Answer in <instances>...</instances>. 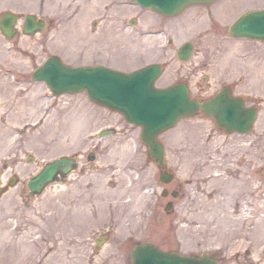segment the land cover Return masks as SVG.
<instances>
[{"label":"rangeland","instance_id":"374dc122","mask_svg":"<svg viewBox=\"0 0 264 264\" xmlns=\"http://www.w3.org/2000/svg\"><path fill=\"white\" fill-rule=\"evenodd\" d=\"M246 1L255 6H264V0ZM220 2L233 3L232 0ZM214 6L215 4L211 5ZM206 10L207 5H192L180 17L168 21L174 35V47H165L163 35L156 39L148 35L154 41L149 43L158 48L151 52L152 58L150 55L149 58L165 64L159 85L188 78L187 72L195 65V61H200L205 29L199 18L207 14ZM239 13L238 8H232L230 17L236 18ZM156 17L154 20L161 24L163 18L158 15ZM71 19L74 17H67L65 20L72 22ZM51 26L54 29L48 35L44 31L35 37L20 33L11 41L2 34L0 36L2 180L7 182L15 173L18 174L15 187L0 200V239L2 243H7L8 249L11 248L12 241L23 233L31 234L30 239L37 241L31 249L34 257L19 261L18 257H7V254L12 255L8 253L11 250L7 254L2 251L6 258L0 264H130L133 247L143 241H152L162 247L176 246L198 252H218L225 264H236L233 254L237 245L234 242L240 236H245L246 240H252L255 244L252 245L255 248H251L253 257L258 260L261 255L264 259V202L259 198L256 205L242 202L237 205L235 196L231 207L227 195L225 201L218 202L220 194L232 192V186L220 184L219 187H214L211 197L205 178L200 179L201 173L196 168L203 163L204 155L216 154L217 145H222L220 151L226 155L235 147L236 144L232 145L233 143H239L238 140L245 137L212 132L213 137L207 143V129L210 127L207 121L204 122V128L198 127L196 121L199 118H185L160 136L167 148L168 168H175L183 181L190 180L182 191L187 195L181 204L182 208L179 207L175 224L174 215L170 216L164 209L169 198L161 194L162 189L168 188L172 183L167 185L160 180V170L140 140V127L125 122L118 113L93 103L86 92L53 97L44 83L31 79L32 71L45 57L62 52L61 48H53L51 44L55 45L69 29L63 26V20L61 24H56L54 20ZM72 26L82 33L81 36L88 33L87 18L74 19ZM186 30L190 31L187 36ZM187 40L197 44V51L190 61L184 62L179 60L176 52ZM209 43H213V40ZM142 57L146 59L148 55L146 57L143 54ZM86 58H94L90 46L87 48ZM67 59L77 61L72 51ZM148 59L146 60L149 61ZM119 65L130 66L125 62H120ZM197 75L200 76L201 73ZM111 126L116 127V132L100 137V132ZM253 134L257 137L255 185L257 194L260 192L262 196L264 132L257 130ZM91 153L95 156L93 160L89 159ZM63 154H77L79 167L66 182H55L43 194L30 197L25 191L28 178L38 172L47 161ZM29 155H32L33 162H28ZM191 156L196 158L193 163ZM206 172L205 170V174ZM120 182L126 190L122 199H118L117 193ZM235 184L242 187L241 182ZM101 190L110 195L99 202L96 198L87 196L90 192L96 194ZM204 198L212 200V203L205 202ZM84 199L88 202H84ZM235 207L244 209V216L249 212L246 209H251L254 213L256 208L255 214L248 213L255 217L251 220H246L244 216L229 219L228 211ZM204 208L218 211L214 220L210 217L209 220L200 219L199 209ZM225 210L226 216L223 214ZM23 211L26 215L21 219L19 214ZM180 212L182 214L179 218ZM183 216H188L185 226L180 225ZM207 221V232L191 230L195 225ZM214 227H221L223 233L217 232L212 236ZM237 227L240 229L238 235L235 234ZM102 235H106V240L99 247L95 240Z\"/></svg>","mask_w":264,"mask_h":264},{"label":"water","instance_id":"95a60500","mask_svg":"<svg viewBox=\"0 0 264 264\" xmlns=\"http://www.w3.org/2000/svg\"><path fill=\"white\" fill-rule=\"evenodd\" d=\"M142 5L158 10L166 15H174L185 6L195 2L212 0H135ZM3 30L8 37L14 36L12 23L6 21ZM231 31L237 35L264 38V11L249 12L241 17ZM192 45L187 44L180 50V56L187 59ZM159 69L156 66L144 70L122 74L102 67H76L63 65L57 57L50 58L40 67L34 76L44 79L55 93L66 91L77 92L86 89L89 96L96 102L113 109L121 110L127 118L143 125L142 137L149 145L151 155L156 157L160 165L164 164V150L156 140V135L173 125L178 118L190 115L199 107H209L190 100L188 94L181 89L171 88L156 90L153 86ZM221 99L211 103V109L219 110ZM235 104L225 106L222 114L228 123L243 127L244 120L236 114ZM74 168V160L61 157L50 163L29 181L34 193H40L43 187L54 180L55 174L61 170L63 174ZM131 264H219L208 254L202 257L182 256L177 253L165 252L152 244L138 245L132 255Z\"/></svg>","mask_w":264,"mask_h":264},{"label":"flooded vegetation","instance_id":"af4514ba","mask_svg":"<svg viewBox=\"0 0 264 264\" xmlns=\"http://www.w3.org/2000/svg\"><path fill=\"white\" fill-rule=\"evenodd\" d=\"M44 1V0H43ZM129 4L124 0H110V2L105 5L104 14L99 17V21L94 24V31H98L107 37V34L111 33L108 30L110 26L114 32V35L123 37L128 31L129 24L131 23H142L146 21L145 16L140 12L131 16L130 20L125 14L128 11ZM112 10L114 13H112ZM41 18H47L48 16L39 13ZM51 19V18H50ZM98 23H101L100 26ZM152 29L147 26L146 29L140 28L139 35H143L151 31ZM218 32V38H220L221 43L227 41L228 44L225 49V53H228L232 48L233 43L224 33L225 29L216 30ZM216 35V34H215ZM227 37V39L225 38ZM226 39V40H224ZM209 43L203 45L200 54L201 60L193 65L187 72L188 78L181 82L186 83L188 86L190 96L197 100H209L212 99L219 92L227 93L230 97L239 99L243 103V107L246 110L257 111L256 119L250 125V133L244 135L239 143L232 148L226 155H220L217 160L214 153H211L207 157L206 163L209 169L214 171L216 176H220L222 179L243 180V187L248 185V190L250 191L251 184H254V180L257 174V163H256V152H257V137L253 134L255 131L260 130L264 132V76L259 81H254V76L256 73L255 66L246 68L245 72L240 74L239 67L233 60H227L226 62H220V60H213L214 54L209 53L208 47ZM218 52L221 49L218 47ZM227 63L226 65H224ZM217 64L216 66H213ZM106 65L111 66V64L106 63ZM224 65V66H223ZM264 69V67L262 68ZM263 71V70H261ZM201 73L198 76V73ZM197 116L200 117L199 125L201 127L206 126L203 122L207 121L210 129L212 131L227 132L230 127L220 126L213 117H211L205 111H199ZM246 116V115H245ZM219 153V152H217ZM219 159V160H218ZM163 172H169V174L174 175L172 183L168 187V200L166 203L171 202L169 215H174V223L178 220V211L184 198L186 197L184 190L185 184L188 181H183L178 175L175 168H165ZM211 177V175H208ZM169 183V184H170ZM27 188V187H26ZM24 191V189H23ZM29 193L28 189L25 190ZM246 191V190H245ZM244 191V192H245ZM253 192V190H252ZM164 205V209L166 206ZM182 206L180 207V209ZM182 212L179 214V218ZM184 217V216H183ZM175 223V224H176ZM251 242V241H250ZM254 246V245H253ZM168 250H179L176 246L165 247ZM252 245L241 247L234 253V260L236 264H261L262 258H259L258 263H253L254 257L251 252ZM195 251H188L186 253H194Z\"/></svg>","mask_w":264,"mask_h":264},{"label":"bare ground","instance_id":"6f19581e","mask_svg":"<svg viewBox=\"0 0 264 264\" xmlns=\"http://www.w3.org/2000/svg\"><path fill=\"white\" fill-rule=\"evenodd\" d=\"M201 145V144H200ZM198 147V146H197ZM196 147V148H197ZM194 152H195V150H194ZM203 157H205V155L203 156ZM196 158L194 157V156H191V163H193L194 162V160H195ZM188 170V169H187ZM228 180V179H227ZM253 187V186H252ZM255 191L253 192V193H250V196H248V198H247V200L245 201L247 204H252V205H256V203H258L259 202V198H260V200L262 201V202H264V195H262L261 196V194H260V192H258V194H257V187L255 186ZM110 193H111V190H110ZM117 193H118V196H119V198L118 199H122L123 198V196H124V194L126 193V190H124L123 189V186H122V183L120 182V184H119V186H118V189H117ZM106 195H110L109 193H107L106 191H104V190H101V191H97L96 192V194L94 193V192H90V193H88L87 194V196L90 198V197H93V198H96V200H97V202H99V201H101L102 199H104L105 198V196ZM206 195V194H205ZM234 195V192L231 194V197H229V196H227L228 197V200L230 201V204H231V207H232V205H233V199L235 198V196H233ZM225 196H226V194L225 193H223V194H220V198L218 199V202L219 201H221L222 202V200H226V198H225ZM86 199V198H85ZM84 199V202H88V200H85ZM206 199V200H205ZM204 200H205V202H209V203H212L211 201L212 200H210V199H207V198H204ZM216 200V199H215ZM214 200V201H215ZM224 200V201H225ZM202 201V200H201ZM237 204H239L238 202H237ZM199 208H202V207H199ZM43 209V208H42ZM42 209L40 210V211H42ZM45 209V208H44ZM247 210V212L248 213H252V211H251V209H246ZM255 210H256V208H254V213H252V214H255L256 212H255ZM197 212H198V210H197ZM224 213V215L225 214H227V211L225 210V211H223ZM230 212V213H229ZM199 213H200V219L202 220V219H204V220H206V219H208L209 217L211 218V219H215L214 217L218 214V211H213V209L212 208H208V209H206V208H204V209H199ZM199 213H198V215H199ZM241 213H242V215H241ZM243 214H244V209H242V208H234V209H230L229 211H228V214H227V216L229 217V219H231V217H234V218H237V217H241V216H243ZM25 215H26V212H20V214H19V217L21 218V219H23L24 217H25ZM27 216H28V213H27ZM226 216V215H225ZM253 217V215H247L246 216V220H251V218ZM209 220V219H208ZM211 221V220H210ZM208 224H209V222L207 221V222H205V223H200V224H197V225H195V227H193V228H191V230H194V232L195 231H199V230H202V231H204V232H207V227H208ZM19 226V225H18ZM18 229V228H17ZM40 229V228H39ZM239 231H240V229H239V227H237V229H236V231H235V234L236 235H238L239 234ZM217 232H222V229H221V227H214L213 229H212V233L213 234H211L212 236H214V234L215 233H217ZM227 232V231H226ZM225 232V233H226ZM223 233V232H222ZM197 234V233H196ZM218 234V233H217ZM195 235V234H194ZM32 235L31 234H26V233H23L20 237H18V238H15L13 241H12V243H11V248L10 249H8V247H7V243L5 242V243H2V240L0 239V261H5L3 258H6V256L5 255H3L2 254V251H4V252H6V254H7V251L8 250H11V252H8V253H12V255H8L7 254V257L8 256H11V257H18V259H19V261H24V260H26V259H28V258H30V256L31 257H34V256H32V254H31V249H32V247H34L36 244H37V241H35V240H31L30 239V237H31ZM239 237V236H238ZM245 236H243L242 238H244ZM39 242V241H38ZM239 242L238 241H235L234 242V244L235 245H237ZM234 249H236V248H234ZM233 249V250H234ZM52 257V256H51ZM52 259L53 260H55L53 257H52ZM56 261V260H55Z\"/></svg>","mask_w":264,"mask_h":264}]
</instances>
